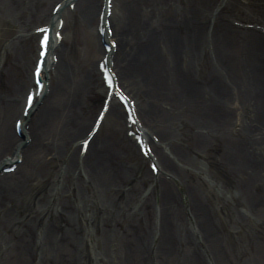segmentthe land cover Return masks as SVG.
<instances>
[{
  "label": "rangeland",
  "instance_id": "374dc122",
  "mask_svg": "<svg viewBox=\"0 0 264 264\" xmlns=\"http://www.w3.org/2000/svg\"><path fill=\"white\" fill-rule=\"evenodd\" d=\"M59 1L0 0V108L7 107L5 105L11 103L13 105L11 108L14 109L16 106L18 110L16 114L8 113L6 117L0 115V129L6 127L13 133L12 125L16 118L21 117L20 108L24 102L23 97L33 84L31 68L38 42V36L34 29L40 24L48 22L51 9ZM87 1L78 0L73 9L65 8L62 14V18L65 19L63 40L57 45L55 55L59 58L61 54L63 58L59 66L62 78L65 69L79 82L84 79L85 74L89 75L90 82L86 89L76 95L77 97L72 103L73 107L69 111L71 117L65 124L64 132L60 135L56 134L55 141L52 137V140L47 144L49 146L47 158L39 162L25 197H22L17 203L13 202L16 207L10 206L5 199L2 200V204H0V262L4 264L13 253L17 254V252L26 256L27 249L29 259L35 260L33 264L39 259L33 245L27 246L24 243L21 245L23 241L21 239L26 230L25 225L29 226L30 232L36 236H40L47 228L56 233L59 243L65 244L68 240V244L76 245L74 239L67 234V225H71V230L78 232L77 234L81 237L80 248L83 250L80 254L73 250L74 252L69 256L67 253H62L61 264H91V260L95 261L98 256L101 260L95 264H108V262L109 264H124L125 259H122L124 254L121 253L122 243L113 241L108 245L105 239V230L110 231L117 239L126 236L127 239H133L138 246L139 243H143L145 249L142 263L158 264L159 259L154 257L158 252L156 243L160 239L158 237L162 227L171 219L172 212H167L177 200L176 203L182 208L181 217H183L186 227L190 229L192 246L197 251L196 255L199 254L196 256L190 251L191 253L187 256H182V253L184 251L186 253L188 250V246L182 238V241L177 243L181 255L178 253L176 255L180 264H221V262L222 264H264V212L259 214L254 210L256 202H264V166L256 167V171L255 167L243 170L233 167L230 169L227 162L221 164V160H219L217 163L221 152L218 153L219 158H216L213 153L208 154L205 150L200 153L195 152L197 149L194 148L191 155L193 163L185 159L180 162L174 158L171 166L176 171L174 179L172 176L163 177L168 180L169 183H165L168 186L171 184L175 193V199L171 200L173 203L168 197H165L166 200L163 199L161 189L150 194L151 185L149 182L145 189L142 185L140 186L145 191L139 190V188L136 190L137 184L132 181L129 183L126 180L141 179L145 171H148L152 176L149 168L150 160H144L134 138H130L133 137L129 132L132 131V127L126 123L125 113L120 105L123 113L122 118L106 112L101 127L95 133V138L89 143L91 145L88 150V160L83 163V157H79V162L77 164L74 162L76 156L80 155V141L91 130L106 90L97 70V63L102 58L104 47L102 40L99 41L97 22L92 24L85 18V7L89 5ZM234 1L238 6L237 9H232V5L227 0H214L209 9L201 10V12L198 10L193 16L192 12L186 11V13L185 10L194 7L195 4L198 7L197 0L195 2L194 0H156L154 5H145V0H113L114 10L110 17V22L115 29L113 38L118 43L122 37L120 30L124 27L123 15L128 2L134 3L138 8L142 4L145 5L140 14L138 13L144 25V28H139L137 32L139 34L138 43H141L144 38L148 40L158 38V41L163 39L166 42L169 29L182 32L188 24L191 30L200 26L202 21L204 31H210V33L222 28L224 24L242 29L235 24L237 22L246 21L264 26V0ZM101 2L102 0H93L92 3L99 7ZM201 2V4L204 3ZM260 27L262 28V26ZM111 29L113 30V27ZM259 32L262 34V29L259 28ZM236 37L240 41L245 40L241 33ZM128 38L130 39V36ZM219 40L216 45L222 46L223 42L221 39ZM214 48H216L215 44H212L211 40H207L203 46L198 48L197 63L192 70L193 77L201 79L211 76L213 79H222L223 86L229 88V90L226 88V98L230 100L229 105L241 107L236 116L242 119L245 126L244 132L250 137V144L254 143L255 149L258 148L257 151L261 150L262 152L264 151L261 132L264 128V51L260 48L252 50L244 45L228 47L229 49L225 51L221 49L222 51L216 54ZM215 56L220 60L217 65ZM255 62L259 64L257 67ZM115 69L118 68L115 67ZM55 71V69L49 71L50 85L56 82ZM119 77V83L129 93L131 99L137 103V112L146 109L148 96L144 92L142 84L120 75ZM238 78L241 80L242 102L229 96V92L232 90L231 86H236L233 81ZM45 97L35 106L30 120L23 121L25 127L29 126L32 119L39 118L38 113L45 114L49 110L43 112L48 105L47 102L51 100H46ZM45 103L47 104L45 105ZM36 117L38 118L36 119ZM33 127L35 128L34 132L45 131L48 128L44 125V121L39 126L36 122ZM256 127L259 128L258 131H255ZM153 129L150 132L152 135L158 131ZM177 133L179 137L174 141L176 142L174 144L189 150L190 142L186 138H180L181 130H177ZM33 137L36 138L35 134ZM30 139L28 138V140ZM167 143H161L164 157L169 154ZM18 144V142L16 144L10 142L4 149H1L2 158H8L16 152ZM96 155L102 156L105 163L114 169L116 175L126 181L121 186V190H119V186L116 188L107 186L106 188L88 180L93 175L88 164L89 157ZM170 156L172 157V155ZM21 159L23 157L19 159V162ZM68 162H71L72 166L66 171ZM243 185L248 188L249 198L244 196L246 191H243ZM166 190L167 187L163 192ZM133 191H137L135 192L137 194L131 193ZM127 193L130 195L125 199ZM195 193L202 198L205 206H209L210 216L214 218L217 233L226 237L222 238V244L226 248L227 260L224 256H218L213 261L210 258L209 245L197 242V233H193V226L189 221L194 217L185 215L193 207L191 196ZM145 198L150 201L146 202ZM160 202L165 203L166 211L161 214L159 212L157 216L158 219H161L159 223L158 219L151 215L152 209L149 203L157 206ZM39 203H44L47 208L42 209L38 205ZM64 205L65 209L61 211V207ZM6 213L19 219L7 224L5 222ZM201 213L199 216L201 215L202 218ZM238 214H241L242 218L246 217L245 220L240 222L235 219L238 218ZM235 221L236 223H233ZM172 225L170 226L172 227ZM36 239L38 238L36 237ZM201 245L205 249L208 248V255L203 253ZM106 249L110 252L109 260H107V255H104ZM54 258L55 256L50 253V257L45 261L46 263L54 262Z\"/></svg>",
  "mask_w": 264,
  "mask_h": 264
},
{
  "label": "bare ground",
  "instance_id": "6f19581e",
  "mask_svg": "<svg viewBox=\"0 0 264 264\" xmlns=\"http://www.w3.org/2000/svg\"><path fill=\"white\" fill-rule=\"evenodd\" d=\"M197 1L199 2L198 7L195 4L194 7L192 6V8H189L190 10L186 8L185 12H192L194 16L198 10L201 12V10L209 9L214 3V0ZM201 1L204 3L201 4ZM227 1H229L232 5V9H237L238 6L235 4L234 0ZM87 2L89 3V5L85 7V18L87 22L90 21L92 24L95 22L98 23V14L101 8L97 7V4H93V0H88ZM155 3L156 0H145L144 4L154 5ZM145 5L142 4V6L139 8L132 2H128L125 5L123 15L124 27H122L120 30V35L122 37L117 43V49L116 53L113 54V59L115 67L118 68L116 69V71L118 70L117 73L126 79H132L134 82L142 84L144 92H146V95L148 96L147 108L142 109L141 112L138 110L137 125L140 127L139 123L141 124L140 130L149 141H151V138L148 133L154 128L158 130L155 134L158 136L159 143L163 144L164 142H168L167 145L169 154L165 157L163 150H161V144L159 145L155 142L152 144V151L155 152L160 164H162V168L164 170L166 169L169 173L175 176L176 171L175 169L171 168L173 159L175 158L180 162L185 159L186 161L193 163V158L191 155L194 148L197 149L195 152L200 153L205 150L208 154L213 153L214 157L216 158L218 157V153L221 152L219 156L220 159H217V163L219 160H221V164L227 162V165L230 166V169L233 167L235 169L243 170L255 167L254 170L256 171V167L264 166V151L261 152V150H258V152V148L255 149V146L253 145L254 143L250 144V137L244 132L245 126L243 125V121L236 116L241 107H232L229 105L230 100L229 98H226L227 89L229 90V88H227V86H223L221 83L222 79H213L211 76L208 78L195 79L192 74V70L197 63L196 58L198 48L201 45L203 46L207 40H211L212 44H215L216 48L214 49L216 54L221 52V49H224L225 51L230 47H241L244 45H247L248 48L252 50L260 48V50L264 51V36L256 30L234 28L228 24H224L222 28H218L215 32H205L203 21L201 20L202 26H196V28L191 30L188 24L182 32L175 31L172 28L169 29L166 38L167 43L164 42L163 39L158 41V38H153V40L144 38L143 41L141 40V43H138L139 34H137V32L139 28H144L138 13L140 14ZM59 16L60 12L57 16H49L48 20L49 22H53V27L56 25L57 17ZM142 25L143 27H141ZM110 26L113 27L111 39H114L113 35L115 29L111 23ZM239 33L245 37V40L240 41L236 37V35L238 36ZM98 36L99 41H101V36ZM129 36L130 39L128 38ZM126 37L127 39H125ZM219 39H221L223 42L222 46L216 45V43L220 41ZM105 41H108V37H106V35ZM62 60L63 58L60 54L56 63H54V61L51 62V66L54 65V68L56 69L54 75L56 82L54 84L52 83V85H49L50 89L46 95L43 94L40 96V100L43 99L44 95L46 96V100L51 99L50 102H47L48 105L45 103L47 107H45L43 112L45 113L48 109L49 110L45 114L41 113L40 115L38 113L37 115L39 118L36 117V119L38 118L37 120L32 119V122L29 124V126H27L28 129L25 128L24 124H22L23 131L20 136L18 134L16 135L14 128V124L16 123L17 119L12 125V129L14 130L13 133L9 128L6 127H4L5 129H0V150L4 149V147H6L10 142H14V144L18 142L19 145H21V143L25 140L24 138H31L30 140L27 139V142L24 143L25 145L23 144L22 146H18V150L8 157L10 158L9 160L7 159L8 161H11L15 158L23 157L22 161L17 164V168L14 172H2L0 174V204H2V200L4 201L5 199L6 202L10 204V206L16 207L14 206L15 203L20 201L22 197H25L27 189L29 188L30 180L33 177L32 175L34 171H37L39 162L42 159L47 158V151L49 150V146L47 144L52 140V137H54L53 141H55L56 134L60 135L62 132H64L66 128L65 124L69 122L71 117L69 111L73 107L72 103L77 97L76 95L78 92H81L83 89L88 87L87 84L90 82V76L87 74H85L84 79L79 82L75 80L67 70L64 69L62 78L59 68ZM215 60L217 65L220 60L217 56H215ZM254 64L256 67L259 65L258 63L256 64V62ZM31 79H33L32 76ZM233 82L236 86H231L232 90L229 92V96L235 98L236 101L240 100V102H242L241 96L243 95L240 88L241 80L238 78V80ZM45 91H47V88L44 89V93ZM240 102L237 104L239 105ZM35 104L32 106V108L35 106ZM5 106L7 107L0 108V115L2 117H6L8 113L16 114L18 112L16 106L14 109L11 108L13 106L11 103H7ZM107 112H110L111 114H114L120 118L123 116L121 108L117 103H113ZM30 115L31 113L25 119L30 120ZM43 121L44 125H46L48 128L45 131L39 130L34 132L35 128L33 126L35 123L37 122V125L39 126V124H42ZM258 129L259 128L256 127L255 131H258ZM177 130L182 131V136L180 135L181 139L186 138V140L190 142V147H188L189 150H185L184 148L182 149V146L180 147L179 145L178 147L174 144L176 143L174 141H176V139L179 137ZM261 132L263 134L264 140V128ZM34 134L36 138L33 137ZM94 138H92V140ZM127 139L129 138L127 137ZM92 140H90L89 143H91ZM90 145L91 144H89L85 153L86 155L82 158L83 163L88 160V150ZM170 155H172V157ZM2 156L3 155H0V165H2L4 163L3 161H5ZM70 157H72V155H70ZM78 159L79 156H76V160H74L76 164L79 162ZM88 164L90 165L93 173V175L88 180H91L92 183H98L106 188L107 186H114L115 188L119 186V190H121V186L126 183V181L129 183L132 181L134 184H137L135 186L136 190L138 188L139 190H142L140 186L142 185L145 189L147 182H149V185H151L150 194L156 193L157 189H161L164 200H166L165 197H168L170 201L175 199V193L171 188V184L168 186L165 183L168 182V180L165 178L163 179V177L152 178L148 171H145V176L143 179L125 181L122 177H118L116 175L114 169L110 168L100 155H96L95 157L90 156ZM71 166V162H68L66 171L70 169ZM3 167H6V165ZM64 173L66 174V172ZM77 180L79 181L78 176ZM166 187V192H163ZM131 190H133L132 187ZM243 191H246L244 196L248 197V188H246L244 185ZM135 192L137 191H133L131 193H134L135 195L137 194ZM129 195L130 194L128 193L125 194V199H127ZM191 197L193 200V207L190 208L187 213H185V215H193L194 217L190 218L189 221L193 226V233H197V242H204L205 245H209L208 248L210 250V255L212 256H210V258H212L213 261L218 256H224L226 257L225 260H227V254H225L226 248L222 244V238L225 236L219 235V233H217L216 225L214 224V218L210 216L211 212L209 206H205L202 198L196 193ZM149 201L150 200L146 199V202ZM176 201H174V205L171 206L172 208H170V210L167 212H172L171 219L174 221L170 219L164 224L160 236L158 237L160 239L156 243L158 252L156 255H154V257L159 259L158 264L181 263L178 261L176 255L177 253L181 255L180 248H177V243L181 242L182 238H184L188 246V250L186 253L184 251L182 256H187L189 253H191L190 251H192V254L194 255H196L197 252L192 246L193 243L190 236V229L186 227L185 221H183V217H181L182 208L179 207V204H177ZM171 202L173 203V201ZM38 205L41 206L42 209L47 208V205L44 203H39ZM164 205V202H160L157 204V206L153 205V203H149V206H151L152 209L151 215L155 219H158L157 216L159 212L160 214L165 213L166 208ZM61 208V211H64L65 205ZM254 210L259 214L264 212V202H256ZM200 211L203 212L201 213ZM200 213L202 214V218L200 217L201 215L199 216ZM237 216L238 218L235 219L240 222L246 218H242L241 214H238ZM5 217V222L7 224L15 222L19 219L10 213H6ZM160 220L161 219H158L157 222L160 223ZM170 223L173 224L172 227L170 226ZM233 223H236V221ZM24 227H26V230L22 236L21 240L23 241L21 245L24 243L27 246H34V251L36 250V254H38L39 257V259L34 264H61L60 259L62 253H67L69 256V254L74 252L73 250L79 254L83 250L80 248L81 237L77 234L78 232L73 229L71 230V225H67V234H69V236L74 239L76 245H73V243L68 244V240L65 242V244L62 242L59 243L56 233L52 230L50 231L47 228L44 229V233H42L40 236H36L33 232H30L31 228L29 226L27 227L25 225ZM105 231V239L108 245H110L113 241H119L118 243H122L121 253L124 254L122 257V259H125L124 264H144L142 263V256L144 253L143 251L145 249L143 243H139L138 246V244L136 245L134 243L133 239H127L126 236L117 239L116 236L113 237L110 231ZM36 237L38 239H36ZM140 240L142 241V239ZM202 248L203 253L208 255V248ZM26 253V256H22L18 252L17 254L13 253L12 256L8 258V261L4 264H33L35 260L33 258L29 259L28 249ZM50 253L55 256L54 262L46 263L45 260L50 257ZM109 254V250L106 249L104 255H107L108 257ZM147 255L149 256V254ZM163 255L165 256L163 257ZM70 257L72 258L71 255ZM109 259L110 258L108 257L107 260ZM99 260H101V258L98 256L95 258V261L91 260L92 262L90 263H99ZM184 263H186V261H184ZM0 264L2 263L0 262Z\"/></svg>",
  "mask_w": 264,
  "mask_h": 264
},
{
  "label": "snow or ice",
  "instance_id": "6c2138e0",
  "mask_svg": "<svg viewBox=\"0 0 264 264\" xmlns=\"http://www.w3.org/2000/svg\"><path fill=\"white\" fill-rule=\"evenodd\" d=\"M41 31H45V30H41ZM47 39H48V37L45 35L44 38H43V40L41 41V43H42V44H46ZM36 71L39 72V68H37ZM108 82H109V84H111V82H112V81H111V77L108 78ZM121 98H123V97H121ZM31 101H32V96L29 95V96H28V103L30 104ZM17 123L19 124L20 122L18 121ZM84 143L87 144V141H85ZM153 167H155V166H153Z\"/></svg>",
  "mask_w": 264,
  "mask_h": 264
}]
</instances>
